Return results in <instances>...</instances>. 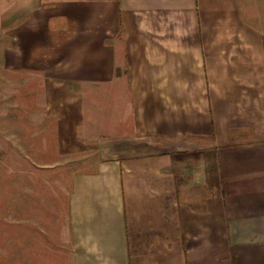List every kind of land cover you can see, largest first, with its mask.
Segmentation results:
<instances>
[{
  "label": "crops",
  "instance_id": "1",
  "mask_svg": "<svg viewBox=\"0 0 264 264\" xmlns=\"http://www.w3.org/2000/svg\"><path fill=\"white\" fill-rule=\"evenodd\" d=\"M0 44L15 264H264V0H0Z\"/></svg>",
  "mask_w": 264,
  "mask_h": 264
},
{
  "label": "rangeland",
  "instance_id": "2",
  "mask_svg": "<svg viewBox=\"0 0 264 264\" xmlns=\"http://www.w3.org/2000/svg\"><path fill=\"white\" fill-rule=\"evenodd\" d=\"M7 45L4 42V46ZM2 67L0 66V264H15V185L20 181L19 178H27L26 170L17 171L18 167L23 169V160L16 157L15 150H19L17 144L15 147V130H23L27 126V116L33 114L32 111L39 106L35 109L29 106L38 97L37 90L28 87L15 89V80L20 77L15 73L2 71ZM35 174L37 180L44 178L40 177L43 175L42 170H36ZM22 191L24 190L21 189Z\"/></svg>",
  "mask_w": 264,
  "mask_h": 264
}]
</instances>
